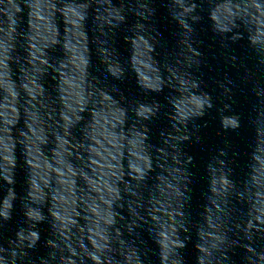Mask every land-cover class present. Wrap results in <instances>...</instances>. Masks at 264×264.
<instances>
[{"label": "water", "instance_id": "95a60500", "mask_svg": "<svg viewBox=\"0 0 264 264\" xmlns=\"http://www.w3.org/2000/svg\"><path fill=\"white\" fill-rule=\"evenodd\" d=\"M247 2L11 0L0 264L4 246L30 248L33 231L38 264L76 260L90 228L107 233L105 264H165L176 237L187 264L201 247L203 264H227L243 250L235 244L264 243V63L227 38ZM249 27L264 59V35ZM78 104L91 108V136L65 145L53 129ZM139 104L152 109L146 119ZM236 116L241 127L225 129Z\"/></svg>", "mask_w": 264, "mask_h": 264}, {"label": "clouds", "instance_id": "9594fccd", "mask_svg": "<svg viewBox=\"0 0 264 264\" xmlns=\"http://www.w3.org/2000/svg\"><path fill=\"white\" fill-rule=\"evenodd\" d=\"M197 4L194 2L191 6V10H195ZM17 11L20 9L17 7ZM241 19L233 24V27L227 33V38L232 40L233 43L238 45H247L253 53L257 54V58L260 63H264V59L260 58V53L258 52L259 41L254 38L253 32L250 30L249 25L254 24L255 34L264 35V5L260 4L258 0H248L243 8L240 9ZM43 18V17H41ZM248 20L249 23H245ZM221 31H224L223 29ZM235 37V39H232ZM163 91V89H159ZM211 107V104L208 105ZM75 112V120L68 113L62 115L63 124L53 129V136L55 140L61 141L63 144L67 145L69 140L74 139L76 142H80L82 145H87L91 136L90 127L92 120L91 108L87 104H78L73 110ZM136 117L146 119L147 114L152 112L151 107L144 104H139L133 109ZM223 127L228 129L229 127L233 130H237L241 127V120L239 116H236L223 123ZM86 150V149H85ZM258 159V157H253ZM188 163H191L193 157H187ZM10 183H14V177H10ZM107 183V181H106ZM227 184V180L224 181ZM109 191H112L111 186H109ZM105 202L108 203L109 207L112 205V200L110 198H105ZM7 206V201H5ZM95 211V208L93 209ZM5 219H8V213L5 211L3 213ZM57 219L60 218L59 212H56ZM109 224L115 223V218L111 217L108 221ZM66 231V229H65ZM134 231V229H133ZM92 238V247L89 248L86 244L81 243L79 248L81 250V255L76 257V260L68 261V264H105L104 256L105 252L109 255L114 256L111 250L108 248L109 240L106 232H97L94 229H89ZM63 236L64 233L62 232ZM117 235L120 236L121 232L118 231ZM31 236L35 238L31 241V247L26 248L22 246H4L3 255L8 258L9 264H38L40 258L35 257L32 253L35 252V240H39L38 232L33 231ZM99 236V239H97ZM65 240L68 238L65 236ZM115 246V245H114ZM167 247L169 248V255L164 257L165 264H187L186 253L183 251L187 248V243L181 240L179 237L173 238L169 241ZM234 247H241L243 250L239 253L238 259H233V255L229 254L223 257L227 264H264V243H245L239 245L238 243ZM207 248L201 247L200 252L202 255L197 257V264H203L204 255L207 254ZM229 253L232 249L228 250ZM73 256H76V250H73Z\"/></svg>", "mask_w": 264, "mask_h": 264}]
</instances>
